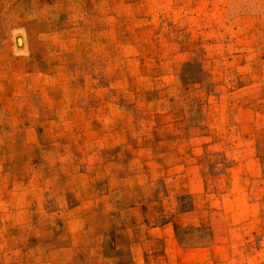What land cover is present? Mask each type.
<instances>
[{
    "label": "rangeland",
    "instance_id": "374dc122",
    "mask_svg": "<svg viewBox=\"0 0 264 264\" xmlns=\"http://www.w3.org/2000/svg\"><path fill=\"white\" fill-rule=\"evenodd\" d=\"M0 264H264V0H0Z\"/></svg>",
    "mask_w": 264,
    "mask_h": 264
}]
</instances>
